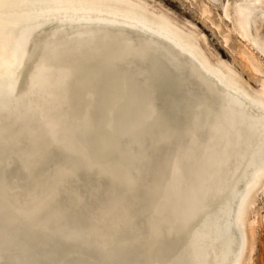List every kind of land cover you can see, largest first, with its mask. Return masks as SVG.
I'll use <instances>...</instances> for the list:
<instances>
[{"label": "bare ground", "instance_id": "bare-ground-1", "mask_svg": "<svg viewBox=\"0 0 264 264\" xmlns=\"http://www.w3.org/2000/svg\"><path fill=\"white\" fill-rule=\"evenodd\" d=\"M206 1L213 6H230L227 16L220 7L221 21L217 23L211 18L209 5L205 15L203 6L207 4H197L201 14L222 34L224 44L241 70L248 73L259 88H254L226 60L218 57L212 64L199 42L200 38L206 41V37L197 33L194 24L190 23L193 27L177 24L174 18L175 22L165 17L168 10L147 0H64L89 6L66 8L70 10L68 16L73 18H64V22L21 21L12 43L0 50V63L6 64L13 58L17 43L29 51L31 45L25 41V35L31 33L43 40L55 35L58 42L74 44L86 58L93 59L95 67L103 64L105 55L114 54L119 45L128 41L148 53L144 58H128L109 70L115 74L112 87L118 86V80H127L130 98L124 110L123 130L105 128L114 143L110 145L107 158L99 161L109 168L122 163L134 168L142 205L139 221L126 218L113 203L118 195L117 184H112L109 196V182L101 183L86 167V162L80 161L75 152H68L65 163L81 164L75 184L81 193L80 204L69 211L66 184L64 189L60 187L62 183L57 186L56 197L43 204L36 217L38 222L48 225L49 231L37 235L38 243L27 258L41 261L109 259L127 264L188 258L211 261V264H252L259 223L258 198L260 194L264 196V128L261 125L264 117L261 108L264 104V0ZM40 2L52 4L55 0ZM55 9L24 8L16 10L14 15ZM75 18L83 21L75 22ZM223 23L235 32L237 43L232 45L230 33L222 31ZM137 93L150 95L152 108L158 115L167 113L177 124L185 126L198 122L207 140L193 146L185 139L182 144L163 152L150 151L142 139L147 131L150 140L156 129L152 121L145 120L143 111L134 102ZM89 95V90H81L76 97L71 92L61 96L54 86L52 106L62 107L68 120L75 119L79 115L76 109L88 111ZM209 97L214 103L210 108H201V98ZM36 103L47 101L31 97L12 103L8 112L0 111V144L11 141L12 151L23 152L36 129L45 135L63 137V128L48 129L44 125L41 112L34 110ZM92 115L96 116L95 110ZM141 124L143 127H138ZM176 151L185 154L187 176L182 179L172 176L171 160ZM8 156L6 151L0 157L4 161L3 179L6 181L16 174L18 166L16 161L8 168ZM17 188L21 190H6L0 181V232L16 226L11 225L9 219L17 209L30 211L34 207L23 191L24 185ZM191 196L202 197L210 217L199 254L175 249L167 241L151 246L148 236L152 224L159 223L166 230L169 210ZM18 223L25 226L24 218H19ZM25 230L29 229L25 227ZM74 233L80 234V239L65 238ZM101 237L114 240L115 246L107 247ZM121 241L127 242L124 247L119 246ZM14 258H20L14 250L5 249L0 253V259Z\"/></svg>", "mask_w": 264, "mask_h": 264}, {"label": "snow or ice", "instance_id": "snow-or-ice-1", "mask_svg": "<svg viewBox=\"0 0 264 264\" xmlns=\"http://www.w3.org/2000/svg\"><path fill=\"white\" fill-rule=\"evenodd\" d=\"M88 6L64 0H55L52 4L41 3L40 0H0V50L12 43L21 27L19 23L13 21L16 10L40 7L76 9ZM221 6L224 16H227L230 6L217 5ZM203 7L204 14L207 15L208 5ZM25 41L31 45L29 51L24 50L23 44L17 43L13 58L6 64L0 63V111H10L14 102L39 97L40 101L47 103H36L34 110L41 112L42 122L48 129L63 128L64 135L63 137L45 135L40 129H36L23 152L12 151L11 141L5 140L0 144V157L6 151L9 152L8 168H12L18 161L16 174L6 181L3 179L6 171L4 161L0 159L3 164L0 168V181L6 190L24 185L23 191L34 205L30 211L17 209L9 219V223L16 226L6 227L0 232V253L5 249L14 250L17 257H20L0 259V264H127L124 261L109 259L41 261L27 257L38 243L37 235L49 231L48 225L38 222L36 217L39 208L56 197L57 186L60 183L68 182L66 185L70 205L68 210L71 211L80 204L81 193L75 184L81 164L65 163L68 152H75L80 161L86 162V167L98 176L101 183L109 182L107 185L109 196L112 194V184H117L118 195L113 203L126 218H135L139 221L142 205L138 193V177L134 168L125 163L109 168L99 161L107 158L110 145L114 143V138L106 135L105 128L112 131L123 130L124 110L130 98L127 80H118V86L112 87L115 74L109 70L128 58L146 57L147 50L128 41L119 45L114 54L105 55L103 64L95 67L91 57L86 58L80 49L70 42H58L55 35L43 40L38 35L28 33L25 35ZM54 86L59 89L61 96L71 92L76 97L81 90H89L88 111L76 109L79 113L78 118L68 120L62 107L52 106L51 89ZM133 99L143 111L145 120L152 121L156 129L150 140L147 131L142 139V143L150 151L163 152L182 144L185 139L190 140L193 146L207 140L206 135L201 134L198 122L185 126L177 124L167 113L156 114L152 108L150 95L137 93ZM199 103L201 108H210L214 101L210 97L206 100L201 98ZM261 108L264 109V104ZM93 110L96 112L95 117L92 115ZM261 125L264 128V117ZM138 127L142 128L143 125ZM185 164V154L176 151L174 159L171 160L174 179L187 176ZM241 207L243 208V203ZM169 217L166 230L159 223L152 224L148 243L156 247L167 241L175 249H182L192 255L199 254L210 220L202 197L191 196L182 204L173 206L169 210ZM19 218H24L25 226L19 225ZM25 227L29 230L26 231ZM65 238L78 240L80 234H70ZM101 239L107 247L115 246L114 240L109 241L107 237ZM126 243L121 241L119 246L124 247ZM131 264H211V261L177 258L173 261L144 260Z\"/></svg>", "mask_w": 264, "mask_h": 264}, {"label": "rangeland", "instance_id": "rangeland-1", "mask_svg": "<svg viewBox=\"0 0 264 264\" xmlns=\"http://www.w3.org/2000/svg\"><path fill=\"white\" fill-rule=\"evenodd\" d=\"M153 3L156 6H161L164 10H168V14L171 15L168 17L165 15L166 18H171L172 21L176 20L177 24H180L184 27H189L190 23L194 24L197 27L198 34H204L206 37V41L200 38L199 42L202 49L205 51L211 63L214 64L218 57L226 60L230 66L239 72L254 88H259V85L256 81L251 79L248 73H244L238 63L233 58V53L231 50L224 44L222 39V34L214 27L210 20L206 19L200 12V8L197 7V4L203 2L207 4L211 8V18L219 23L221 21L220 14L221 9L220 7L210 5L206 0H147ZM70 10L67 9H55L51 11H44V12H36L30 11L24 13H17L18 15H14L13 21L16 23L21 24V21H35L36 23L47 21L51 19V21H63L64 18L72 19L73 17L68 16ZM174 18V20H173ZM77 19V20H76ZM75 22L83 21L75 18ZM64 22V21H63ZM175 22V21H174ZM222 26V31L226 30L227 33H230L232 36V45L238 42L237 35L233 30L230 29L229 26L225 25ZM240 39V38H239ZM202 41V42H201ZM221 56V57H220ZM14 166V165H13ZM67 181L62 183L60 186L61 189L65 188L67 185ZM21 188H17L12 190L11 192L20 191ZM258 216H259V223L256 227V240H255V252L253 255V262L252 264H264V196L262 194L259 195L258 198Z\"/></svg>", "mask_w": 264, "mask_h": 264}]
</instances>
